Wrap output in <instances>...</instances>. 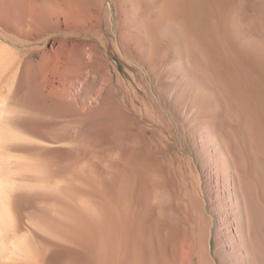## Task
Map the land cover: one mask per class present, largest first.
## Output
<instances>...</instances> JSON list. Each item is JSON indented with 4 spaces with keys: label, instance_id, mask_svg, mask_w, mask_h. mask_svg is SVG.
Instances as JSON below:
<instances>
[{
    "label": "bare ground",
    "instance_id": "6f19581e",
    "mask_svg": "<svg viewBox=\"0 0 264 264\" xmlns=\"http://www.w3.org/2000/svg\"><path fill=\"white\" fill-rule=\"evenodd\" d=\"M0 264H264V0H0Z\"/></svg>",
    "mask_w": 264,
    "mask_h": 264
},
{
    "label": "rangeland",
    "instance_id": "374dc122",
    "mask_svg": "<svg viewBox=\"0 0 264 264\" xmlns=\"http://www.w3.org/2000/svg\"><path fill=\"white\" fill-rule=\"evenodd\" d=\"M137 106L139 107V105H137ZM144 122H145L144 123L145 126L150 127V121L148 119H145ZM170 128H171L172 132H175L176 129H175L174 125H170ZM160 129H162L166 134L168 133V131L164 130L162 127H160ZM167 135L169 136V133ZM174 138H175L174 140H176L175 141L176 144L182 145L181 152L183 154V157L184 158H186L188 156L191 157L192 154H191L190 148L186 144H184L180 138H176V137H174ZM175 152H176V147L173 144V140L171 139L170 144L166 148V155H167V157L172 158L175 155Z\"/></svg>",
    "mask_w": 264,
    "mask_h": 264
}]
</instances>
